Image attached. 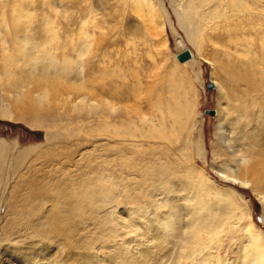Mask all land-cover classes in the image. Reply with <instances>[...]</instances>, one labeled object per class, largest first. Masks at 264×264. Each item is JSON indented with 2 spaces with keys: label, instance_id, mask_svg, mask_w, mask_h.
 Instances as JSON below:
<instances>
[{
  "label": "rangeland",
  "instance_id": "374dc122",
  "mask_svg": "<svg viewBox=\"0 0 264 264\" xmlns=\"http://www.w3.org/2000/svg\"><path fill=\"white\" fill-rule=\"evenodd\" d=\"M2 108L0 264H264V0H0Z\"/></svg>",
  "mask_w": 264,
  "mask_h": 264
},
{
  "label": "bare ground",
  "instance_id": "6f19581e",
  "mask_svg": "<svg viewBox=\"0 0 264 264\" xmlns=\"http://www.w3.org/2000/svg\"><path fill=\"white\" fill-rule=\"evenodd\" d=\"M87 47L86 46H83V49L85 50ZM181 53V52H180ZM178 58V57H177ZM190 59V58H189ZM179 60V59H178ZM188 60V59H187ZM180 61V60H179ZM180 62H184V61H180ZM43 96H46L45 92L43 93L42 97ZM6 108V107H5ZM2 108L1 112H0V115L3 116V117H7L9 119H17L18 117L17 116H14V114H12V112H10L9 110L7 109H4ZM223 175V174H222ZM204 184V183H203ZM203 189V187H202ZM202 189H198V190H185L182 195L184 197V199L186 201H184L185 203H189V202H194V206H195V209L192 210L190 212V218H189V225L190 227L191 226H194V228L198 225L197 223H199L198 221H200L201 219H205V218H208L207 215L203 214L204 212V207L205 206V203L203 201V197L204 196V193H202ZM209 203V202H207ZM217 203V202H216ZM218 204V203H217ZM186 205V204H185ZM190 206V205H189ZM199 206V207H198ZM193 207V206H192ZM207 208V206H205ZM188 208V207H187ZM205 208V209H206ZM212 212H210L211 214ZM210 216V215H209ZM197 224V225H196Z\"/></svg>",
  "mask_w": 264,
  "mask_h": 264
},
{
  "label": "water",
  "instance_id": "95a60500",
  "mask_svg": "<svg viewBox=\"0 0 264 264\" xmlns=\"http://www.w3.org/2000/svg\"><path fill=\"white\" fill-rule=\"evenodd\" d=\"M191 56H192L191 51L190 50H185V51L179 53L177 57H178V59L180 61H186ZM213 87H214V83L210 82L208 84V88H213ZM205 112L210 114V115H215L216 114V110L215 109H206Z\"/></svg>",
  "mask_w": 264,
  "mask_h": 264
}]
</instances>
